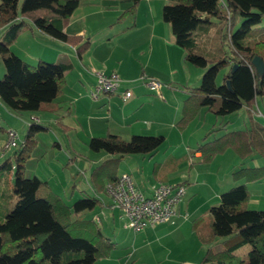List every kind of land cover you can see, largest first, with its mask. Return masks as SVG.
Listing matches in <instances>:
<instances>
[{"label":"trees","instance_id":"trees-1","mask_svg":"<svg viewBox=\"0 0 264 264\" xmlns=\"http://www.w3.org/2000/svg\"><path fill=\"white\" fill-rule=\"evenodd\" d=\"M80 1L0 0V28L8 30L0 40L4 65L0 99L9 108L30 112H53L59 108L55 98L62 91L64 72L71 68V63L39 60L31 64L12 52L10 44L29 21L38 31L74 46L81 56L89 46L88 38L64 30L65 19ZM118 1L128 5L116 21L134 15L140 2ZM161 16L170 24L175 43L185 50L187 62L198 66L211 63L199 85L188 87L175 126L184 129L202 108L219 115L242 106L256 112V98L260 96L264 102V69L258 74L251 61L257 55L264 63V0H169L163 4ZM210 16L221 23L220 41L227 39L232 55L223 52L209 59L194 51L193 32L199 25L211 23ZM233 64L236 67L232 70ZM222 68L226 70L216 83ZM36 122L34 119L28 122L23 141L16 145L19 147L14 151L15 163L6 157L0 165L2 173L10 174L15 196L12 208L0 204V264H93L96 259L108 256L115 243L94 218L79 214L92 210L102 200L80 193L67 204L50 189L47 180L25 176L24 162L35 144V134L47 128ZM213 130L207 131L195 147L202 162L211 161L227 149H233L241 157L258 151L264 158V127L254 120L246 128L209 138ZM163 140L162 134L133 133L127 139L111 132L91 136L89 148L109 154L91 168L88 182L92 189L102 192L107 183L117 179V165L122 157L132 153L153 155ZM231 174L235 180L243 181L220 193L219 202L207 211V236L200 234L202 241L225 237L231 244L218 251L206 248L196 264H226L234 256V250L245 243L250 249L239 264H264V210L248 207L250 193L245 184L264 178V164L240 166Z\"/></svg>","mask_w":264,"mask_h":264},{"label":"rangeland","instance_id":"rangeland-1","mask_svg":"<svg viewBox=\"0 0 264 264\" xmlns=\"http://www.w3.org/2000/svg\"><path fill=\"white\" fill-rule=\"evenodd\" d=\"M168 1L169 0H141L137 6L136 13L134 15L125 16L120 22H117L115 19L126 6H122L123 4L118 0L110 1V6L104 5V2L102 3L96 1L94 3H96L97 5H101L103 10H97L94 15L89 16V20L94 18L93 21H95V23L97 24H89V32L92 35H87L86 37L92 39L94 37V33L104 31L106 29L113 31L119 30L120 28H127V26L132 24L134 21L136 22V25H139L138 28L134 30L135 33H141V25L146 21V18H144L143 16L145 15V12L147 14V9L152 10L153 17H160L162 19V7L163 4ZM83 6L90 7L88 6V2L86 0L81 1V7ZM80 9L81 8H79V10L77 11H80ZM210 20L212 21L211 23H203L194 30V51L201 55H204L209 59L217 57L218 55L223 54V52L232 55V51L230 50L227 39H223L222 42L220 41L219 34L221 23L218 22L217 18H215L214 16H210ZM162 21L164 20L162 19ZM110 22H113L115 24L109 25ZM164 22L169 27L170 24L166 21ZM37 32L39 31H37V29L31 22H26L23 25V30L20 32L19 36H17L16 39H14L10 44V50L15 54H22L25 57V61L27 60L26 62H31V64L37 63L36 59L31 56L36 53L42 54L44 56V59L42 60L44 61H56V58H54L52 55V51L56 52L58 48H60L58 46L59 44H56V40H53V38H51L52 40H49L46 34H42L40 32L39 34H37ZM7 33L8 30L5 27L0 28V40H2L7 35ZM107 45L110 46L111 44ZM177 60L178 59L175 57L170 59V62H172L173 65L177 66L178 68V65L181 64H178ZM185 63L187 64L189 71H183L184 69L180 70L179 67V72L178 75H175L174 82H170L176 90V95H181V98L183 94H186L185 92L187 91L188 87L199 85L203 72H205L207 67L211 64L209 61L208 65L206 66H198L194 63L187 62L186 60ZM71 70L72 68L68 69V71ZM225 70L226 68H222V70H220L216 78V83H219L221 81V73H223ZM3 73L4 65L0 57V78L3 76ZM140 80L143 79L140 78ZM140 80L137 84H130L133 92L141 90L139 89V87L143 84V81ZM170 83L160 81L161 90L163 91V87L169 86ZM65 90V94H68L67 88ZM148 92L152 93V96L158 97L153 92V90H150ZM61 95L62 92L58 95L59 97L57 96L58 98L56 100L60 101L61 105L64 104L63 109H66L68 105L71 106V104L69 103V101H67V95ZM172 96H174V94ZM63 98H65L66 103H62L63 101L61 100H63ZM258 98L260 102L263 100L260 96ZM89 99V96L84 98L86 105L85 109L81 111L79 110L80 114L83 113L86 116V114L88 113L86 108L91 109V114L97 113L94 111L96 107L100 106V104H98L99 101L92 102L91 99ZM260 102L259 104L262 105ZM182 103L183 101H181V107ZM33 112L36 114L39 113V111ZM53 112L45 111V113H47L48 115H52ZM29 113L30 111L11 109L0 99V165L6 157H10L12 162L15 163L14 151L18 149L19 145L7 148L5 149V151L3 150L4 152H2L1 147H3L8 139V129H13L15 131L18 144L23 141L28 128V120L29 118H31L29 116ZM259 115L261 116V114ZM79 118L80 120H74V122H72L71 124L69 123V127H64L62 126V124L57 123L55 118L53 117L49 119L43 117L41 118V122H36L38 124L45 125L47 128L45 130L38 131L35 134V144L30 151L29 156L24 162V174L26 177L37 176L42 180H47L50 189L58 193L64 200H68L70 198L71 192L73 196L79 195L81 193L82 196H104L106 200H108V198L104 195L105 191L95 192L88 182L91 168L92 166L96 165V163L94 162L96 161L98 155H100L98 154V152L91 150L88 146V143L91 136L100 135V133L96 131L97 129L90 128L87 124V120L84 117ZM242 118L243 117L241 116V114H236V111L219 115L214 113L213 111L207 110L206 108H202L198 115L194 117L184 129L181 130L178 129L175 124H173V121L172 123H170L171 121L169 115L166 118L165 123L161 126V129L164 131V133L160 131L146 133L148 132V130L158 129L159 127L151 124V127L148 128V125L143 124L141 125L142 129H138L139 131H141V133L139 134H162L164 136L163 142L160 144L158 150L153 155H149L147 153H132L125 155L117 165V172H120L122 168L126 167L135 171L137 170V173H139L140 175V182L142 186H150L152 184V181L150 182L151 174L153 173L152 169L154 167L159 170L162 167L164 169H167L168 166L174 164L173 166L175 167V169L171 171L172 174H170V172L166 173V182L175 183L179 181L178 175L181 172H186L188 180L182 182L185 191L188 194V190L193 188L195 192L190 197L192 206L191 208L194 211L197 210L196 215L202 214L203 216H205L207 214V212L203 213L205 208H207L211 204H215V202L217 201V197H213L214 191L217 190L219 186L217 177L218 175L223 177L226 173V170L230 168L231 155L226 154V156H224V160H222L223 163H220V166L218 158H214L215 160L212 159L209 162H199V160H195L193 163H190L188 155L186 154V144L195 147L197 142H200L202 140V136L204 135V133H202L204 130L203 127L206 126V124H209L211 122L214 123L210 127V129H214L211 132L210 136L215 137L225 131V128H222V120H231L226 124L231 127L229 128V130H231L233 128L244 127L242 125V122L245 120V118L243 120ZM78 121H80L82 127L80 126V123ZM65 123H68V121H66ZM246 123L248 125L249 121L247 120ZM123 138L127 139L129 138V135ZM228 152L232 153V155L236 154L240 159L244 158L245 162L249 160L248 156L241 157L233 149H227V153ZM175 158L176 163L174 162ZM262 162L264 163L263 159L255 164L260 165L263 164ZM1 171L2 168H0V204L10 209L15 202V196L13 194V191L11 190L12 180L10 174H8L6 171H4L3 173ZM228 172L230 174V170ZM236 181L239 182V180ZM241 181L243 180L241 179L240 182ZM255 187V185L251 186L253 197L250 201L248 200V206H259L253 200L258 189ZM261 188V191L264 194V184ZM220 190H222V188L219 189V191ZM145 193L147 194V192ZM106 208L109 210L107 214H104L102 211L100 212L101 206L99 204H97L92 210H86L85 212H87V214H99L102 221L100 226L102 228V231L106 234L112 235L111 230L113 226H115V231L113 232H115L116 234L118 233V229H121V233H118V236H116L115 238L116 247L112 250L111 260H109L110 264H120L121 262H124V260H126L127 262L131 261L133 262L132 264H163L164 260L165 262L168 261L167 264H174L178 260H182L183 258L189 256L182 254L180 249H177L170 255L166 250H163L162 245L164 244V241L161 242L158 238H156L160 231L157 229L160 228V226L155 225L157 227L155 228V226L152 227L149 225L143 227V229L141 228L142 230L140 229L137 231H134L133 229L127 227V229H124L123 227H120L122 226V220H120L118 217L120 210L112 206H106ZM202 218L205 219V217ZM116 223L118 224V226L115 225ZM146 238H151V242L147 244ZM168 238L169 244H171V251V249H174L173 247L177 245L178 239L173 236H168ZM222 238L223 237H221V239ZM218 240L219 242L215 240L211 244L214 248H216L218 243L221 245L227 244L226 247L231 244L230 241H221L219 238ZM147 246H150L151 248H147ZM249 249L250 245L248 243L238 246V248L234 251V256L231 259L227 260L226 264H239L242 260H245L247 258V252ZM149 250H152V252ZM198 255L196 258L199 259H196V263L200 261V258L202 256L200 255V253H198ZM118 258L122 259L121 262H118ZM103 261H105V259L98 260L96 264H103Z\"/></svg>","mask_w":264,"mask_h":264},{"label":"crops","instance_id":"crops-1","mask_svg":"<svg viewBox=\"0 0 264 264\" xmlns=\"http://www.w3.org/2000/svg\"><path fill=\"white\" fill-rule=\"evenodd\" d=\"M81 1L79 5L73 10V12L65 19L64 30L68 34L80 35L82 38H85L87 35H92L89 32V24L90 25L97 24L95 23V21H93L94 18L89 20V16L94 15L97 10H103L101 5H97L94 2L96 1L102 3L104 2L103 3L104 5L110 6L109 2L115 0H86L88 2V6L90 7H84V6L81 7ZM121 3L123 4L122 6L128 5V2H121ZM79 8H81L80 11H77L79 10ZM143 17L146 18V21L144 22V24L141 25L142 26L141 33H135L134 30H136V28H138L139 25H136V22L134 21L132 24L127 26V28H120L119 30H113V31L106 29L104 31H99L94 33L93 34L94 37L92 39H89V37H87L89 40V46L82 53L81 56L77 55L74 46L68 44L65 41L47 35L49 40H52L51 38H53V40H56L55 41L56 44H59L58 46L60 47L56 52L52 51L53 57L56 58L55 60L56 61L67 60L71 63L72 70L71 71L66 70L64 72V85L61 91L62 92L61 96L67 95L68 97L67 101H69L71 106L68 105L66 109H63L64 104L61 105V102L56 100L59 97L58 96L55 98V101L57 102L59 108L56 111H54L52 115H48L47 113H45V110H40L39 113L37 114L34 112H30L29 116L30 117L34 116L35 117L34 120H37L38 122H41L42 121L41 118L43 117L47 119L53 117L55 118L57 123L62 124V126L64 127L66 126L69 127L68 126L69 123L71 124L72 122H74V120H80L79 117H84L87 120V124L89 125V127L93 129H97L96 131L100 133V135H103L107 132H111V133L119 134L120 136L123 137H126L127 135L130 136L133 133H141V131H139L138 129H142L141 125L143 124L148 125L147 126L148 128L151 127V124H154L156 127H159L158 129L148 130V132L146 133H153V131H160L164 133V131L161 129V126L165 123V120L168 117V115L170 116V121H171L170 123H172V121L173 124L175 123V121L178 119L181 113V101H183L187 95V92H185L186 94H183L182 98L181 95H176V90L174 89V86L170 82H174V77L175 75H178L179 67L180 70L184 69L183 71L186 72H188L189 70L184 59L185 50L175 43L170 25L168 27V25L164 21H162L160 17H156V18L153 17L151 9H147V14L145 12V15ZM114 24L115 23L113 22L109 23V25H114ZM22 30L23 27L20 28V30H18L16 37L19 36ZM39 32H37V34H39ZM107 44H111V45L108 46ZM17 54L25 60V57L22 54L20 53ZM31 56L34 59H36V61L44 59V56L39 53H36ZM175 57L178 59L177 60L178 64L179 63L181 64L178 65V68L177 66L173 65L172 62H170V59ZM95 70H102L105 73L116 72L122 79V85L119 92L113 94H109V93L103 94L98 100H93L90 96V90L93 88L95 84V76L93 74V71ZM143 75L155 78L159 82L164 81L165 83H170V85L169 86L164 85L165 87H163L164 88L163 91L161 90V88H159V94L153 91L158 97L152 96V93L148 92L152 89H150L143 80H140L141 76ZM139 80L143 81L142 82L143 84L139 87V89L141 90L133 92L130 84H137ZM66 88L68 94H65ZM124 89H130L132 92L131 96L125 99H123L121 96L122 90ZM173 94L175 98L174 96H172ZM87 96L90 97L92 102L99 101L98 104H100V106L96 107L94 111L97 112L96 114L94 113L91 114L90 108L88 109L86 108L88 112L86 116L83 113L81 114L79 113L81 110L85 109L86 102L84 98H86ZM258 99L259 98L257 97L255 104L256 112L247 109L245 106H242L241 108L236 110V114L237 115L241 114V116L243 117L242 120L245 118V120L242 122V125L244 126L242 128H246L249 126V124L247 125L246 123L247 120L249 122L251 120H254L260 126L264 127V102L263 100L260 102ZM61 101H63L62 103H66L65 98H63V100ZM259 102L262 105H260ZM259 114H261V116ZM30 120L31 118H29L28 122ZM231 120L230 119H227L225 121L222 120L223 123L222 128H225V131H228L229 128H231L229 125H226L227 122ZM66 121H68V123H65ZM78 122L80 123V121ZM213 124H214L213 122L206 124V126L203 127L204 130L202 133L205 134L206 131H210L211 130L210 127ZM80 126L82 127L81 123ZM233 129H240V128H233ZM209 138H211V136H209ZM198 143L199 142H197V144ZM197 144L195 145V147L197 146ZM195 147L186 144V150H187L186 154L188 155V159L190 163H193L195 160H199V162L201 161L200 151H196ZM98 154L100 155H98L96 159L97 162L96 161L94 162L96 164L99 163L103 158L109 156V154L104 153L103 151H98ZM226 154L231 155V165L230 168L226 170V173L224 174L223 177L219 175L217 177V182L219 183V186L218 189L214 191V195H213L214 198L217 197L216 198L217 201L215 202V204L219 202V195L222 191L240 182V180L238 182L232 177L231 173L235 169H237L240 166H257L258 164L255 163L261 161V159L264 160V158L261 156V154L258 151L252 152V154L248 156L249 160L245 162L244 158L240 159L237 157L236 154L232 155V153L229 152L227 153V150H225L224 152L214 156V158L219 159L218 161L219 166L220 163H223L222 160H224L225 158L224 156H226ZM214 158L213 160H215ZM175 160L176 158L174 159V162L176 163ZM173 165L168 166L167 169H164L162 167L160 170L154 167L152 169L153 173L151 174V180H150V182L152 181V184L150 186H142L140 182V175L139 173H137V170L135 171L133 169L126 167V168H122V170H120V172H117V174L119 176L121 173H127L131 177L133 184L138 189L142 190L144 193L147 192V195H150L155 185H157L159 182L167 181L166 173L170 172V174H172L171 171L175 169ZM229 170H230V174L228 172ZM178 180L179 181L175 183H182L183 181L188 180L186 172H181L178 175ZM263 180L264 178L257 181L245 182L250 193L249 201L253 197L251 186L255 185L256 186L255 188H258L256 191L255 198L253 200L259 206L256 207L248 206L249 208L264 210V194L261 191L262 189L261 187L264 184ZM221 188L222 190L219 191V189ZM194 193L195 192L193 188L188 190V194L185 191L184 198L178 204L177 214L174 216L172 221L157 222L153 225H150L152 227L155 225L160 226V228L157 229L160 231L156 238H158L161 242L164 241V244L162 245L163 250H166L169 255L172 254L177 249H180L182 254L189 255L188 257H185L182 260H178L174 264H196L197 261L196 259H199L196 258L198 253L202 255V253L205 251L206 248L210 247L212 250L218 251L224 249L227 245V244L221 245L218 243L216 248H214L211 245L215 240L219 242L218 238L221 241H227L225 237H223L222 239L221 237H214L211 241L208 242L202 241L200 239L201 237L200 234L202 236H207V233L209 231V218L207 214L205 216H203L202 214L196 215L197 210L195 211L192 210L190 197ZM104 195L108 198V200H106L104 196L100 197V199L102 200V202H100L99 204L101 206L100 212L102 211L104 214H107L109 210L106 208V206H112V207L115 206L113 205L109 195L106 192H104ZM79 196L80 194L73 196L71 192L70 198L68 200H64V199L63 200L67 204H71ZM211 205L205 208L203 213H206ZM79 215L83 217H92L98 222L99 225L102 223L101 217L99 216L98 213L87 214V212L83 211ZM118 217L120 220H122V224H121L122 226L120 225L119 226L123 227L124 229L129 228L125 226V218L122 216L121 210L118 214ZM202 217H205V219ZM115 225L118 226L117 223ZM155 228L157 227L155 226ZM120 230L121 229H118V233H121ZM111 231H112L111 234L113 236L110 234H106L103 231L102 232L106 236H108L112 241H114L115 246L113 249H115L116 247L115 238L116 236H118V233L116 234L115 232H113L115 231V226L112 227ZM168 236H173L178 239L177 245L173 247L174 249H171V251H170L171 244H169ZM146 239H147L146 240L147 244L150 243L152 240L151 238H146ZM147 248H151V247L147 246ZM112 250L108 256L96 259L93 264H96L98 260H103V259H105V261H103V264H110L109 260H111ZM149 251L152 252V250ZM121 260L122 259L118 258V262H121ZM132 263L133 262L131 261L127 262L126 260H124V262H121L120 264H132ZM165 263L167 264L168 261L165 262L164 260L163 264Z\"/></svg>","mask_w":264,"mask_h":264},{"label":"built area","instance_id":"built-area-1","mask_svg":"<svg viewBox=\"0 0 264 264\" xmlns=\"http://www.w3.org/2000/svg\"><path fill=\"white\" fill-rule=\"evenodd\" d=\"M95 84L90 90L93 100H98L103 94L119 92L122 79L116 72L105 73L102 70L93 71ZM145 84L159 94L160 82L152 77L142 76ZM130 89L122 90L123 99L131 96ZM31 116V119H34ZM8 139L1 147L5 149L18 144L16 133L8 129ZM4 150V151H3ZM105 192L109 195L113 205L119 208L125 218V226L138 230L157 222L172 221L177 214V207L184 198L185 188L180 183L159 182L152 189L150 195L138 189L127 173H121L113 182L107 183Z\"/></svg>","mask_w":264,"mask_h":264},{"label":"water","instance_id":"water-1","mask_svg":"<svg viewBox=\"0 0 264 264\" xmlns=\"http://www.w3.org/2000/svg\"><path fill=\"white\" fill-rule=\"evenodd\" d=\"M252 64L254 65V67L256 68V71L258 74H261L263 69H264V63L262 61V59L255 55L253 58H252ZM236 67V64H233L232 66V70Z\"/></svg>","mask_w":264,"mask_h":264}]
</instances>
